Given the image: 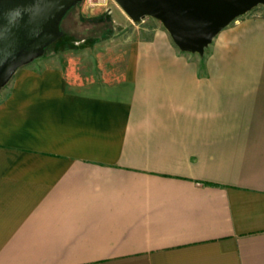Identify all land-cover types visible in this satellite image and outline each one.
I'll return each instance as SVG.
<instances>
[{
  "label": "crops",
  "instance_id": "1",
  "mask_svg": "<svg viewBox=\"0 0 264 264\" xmlns=\"http://www.w3.org/2000/svg\"><path fill=\"white\" fill-rule=\"evenodd\" d=\"M82 3L129 26L97 42L121 58L53 52L0 91V264H264V15L200 56Z\"/></svg>",
  "mask_w": 264,
  "mask_h": 264
},
{
  "label": "water",
  "instance_id": "2",
  "mask_svg": "<svg viewBox=\"0 0 264 264\" xmlns=\"http://www.w3.org/2000/svg\"><path fill=\"white\" fill-rule=\"evenodd\" d=\"M83 0H0V91L59 40L68 11ZM133 23L163 24L185 53L205 55L214 39L264 0H114Z\"/></svg>",
  "mask_w": 264,
  "mask_h": 264
},
{
  "label": "rangeland",
  "instance_id": "3",
  "mask_svg": "<svg viewBox=\"0 0 264 264\" xmlns=\"http://www.w3.org/2000/svg\"><path fill=\"white\" fill-rule=\"evenodd\" d=\"M96 13V10L88 8L82 2L73 6L61 23L62 37L46 49L45 55L53 52L58 53L66 49L86 48L87 50L84 52H66L61 56L64 63L69 61L71 66L76 63L83 69L90 58L94 61L104 62L105 65H113L120 60L121 52L118 51L119 49L114 48L113 45L97 42L108 41L115 37L114 33L119 35L121 31L128 29L129 26L124 24L123 29H120V25H123L124 22L118 16L117 10L114 11L112 16L107 13L98 15ZM249 13L250 15H264V5H259ZM121 35L125 36V33ZM95 43L96 45H94Z\"/></svg>",
  "mask_w": 264,
  "mask_h": 264
},
{
  "label": "trees",
  "instance_id": "4",
  "mask_svg": "<svg viewBox=\"0 0 264 264\" xmlns=\"http://www.w3.org/2000/svg\"><path fill=\"white\" fill-rule=\"evenodd\" d=\"M257 7H258V6H257ZM257 7H255L254 9H256ZM254 9H253V10H254ZM53 44H54V43H53Z\"/></svg>",
  "mask_w": 264,
  "mask_h": 264
}]
</instances>
